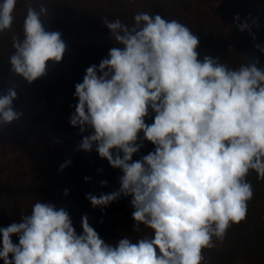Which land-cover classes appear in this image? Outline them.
I'll list each match as a JSON object with an SVG mask.
<instances>
[{
  "label": "clouds",
  "instance_id": "1",
  "mask_svg": "<svg viewBox=\"0 0 264 264\" xmlns=\"http://www.w3.org/2000/svg\"><path fill=\"white\" fill-rule=\"evenodd\" d=\"M16 4L0 0V33L12 28ZM47 15L46 7H29L23 39L13 38L8 63L29 83L46 74L49 61L61 62L66 51L61 33L45 30L41 17ZM103 24L117 46L75 84L78 103L69 119L80 133L92 130L78 150L91 152L95 145L99 157L123 175L118 191L88 193L86 199L96 208L131 196L133 231L144 225L151 235L105 242L86 215L77 234L64 208L38 200L30 214L0 227V260L207 264L204 250L222 243L228 229L247 217L254 197L247 177L254 171L264 180V69L259 61L233 69L219 57L201 59L196 33L159 14L138 12L132 27L119 19ZM252 26L258 22L238 24L242 32H251ZM16 98L13 89L0 95V127L20 119L22 113L13 107ZM150 109L155 115L147 124ZM141 132L155 148L133 161L142 146L137 144Z\"/></svg>",
  "mask_w": 264,
  "mask_h": 264
},
{
  "label": "trees",
  "instance_id": "2",
  "mask_svg": "<svg viewBox=\"0 0 264 264\" xmlns=\"http://www.w3.org/2000/svg\"><path fill=\"white\" fill-rule=\"evenodd\" d=\"M29 7L37 11L46 7L48 15L41 17L45 30L61 33L67 47L62 61H49L46 74L32 83L12 71L10 64L0 63V95L13 89L17 93L13 107L22 113L19 120L0 127V227L30 214L40 200L64 208L77 234H82L81 219L86 215L105 242L115 244L125 236L135 242L151 235L144 225L140 232L133 231L131 196L121 195L108 206L96 208L86 199L88 193L100 196L118 191L123 175L99 157L95 145L91 152L78 150L83 136L92 130L80 133L69 119L78 103L75 84L83 81L89 66L99 67L117 46L103 21L119 19L132 27L138 12L176 19L199 37L201 59L219 57L233 69L259 61L257 66L264 69V51L260 50L264 49V0H17L12 28L0 33V60L8 59L14 37L23 39ZM237 15L238 21L234 20ZM245 20L249 24L256 20L259 26L242 32L238 24ZM154 115L150 109L145 122L151 124ZM43 122L45 129H39ZM137 144L142 146L133 161L155 148L142 132ZM66 161L70 165L60 171ZM247 179L254 189L247 217L228 229L222 243L204 250L207 264H264V180L254 171ZM101 181L107 184L101 186ZM18 239L13 235L14 243Z\"/></svg>",
  "mask_w": 264,
  "mask_h": 264
},
{
  "label": "rangeland",
  "instance_id": "3",
  "mask_svg": "<svg viewBox=\"0 0 264 264\" xmlns=\"http://www.w3.org/2000/svg\"><path fill=\"white\" fill-rule=\"evenodd\" d=\"M70 1H72V3L73 2H75V3H77V2H81V0H70ZM95 1H97V0H95ZM95 6H94V4H93V8H94ZM25 13V12H24ZM26 14V13H25ZM24 16H26V15H24ZM10 53H9V57L12 55V54H14V48H13V41L11 42V45H10ZM9 57H8V59H6V60H0V63L1 64H9L8 63V60H9ZM45 127H46V123H41V124H39V129H45Z\"/></svg>",
  "mask_w": 264,
  "mask_h": 264
}]
</instances>
